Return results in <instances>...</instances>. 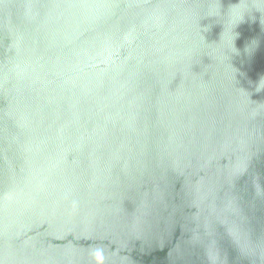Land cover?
<instances>
[{
  "label": "water",
  "instance_id": "water-1",
  "mask_svg": "<svg viewBox=\"0 0 264 264\" xmlns=\"http://www.w3.org/2000/svg\"><path fill=\"white\" fill-rule=\"evenodd\" d=\"M0 264H264V0H0Z\"/></svg>",
  "mask_w": 264,
  "mask_h": 264
}]
</instances>
